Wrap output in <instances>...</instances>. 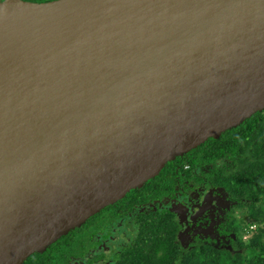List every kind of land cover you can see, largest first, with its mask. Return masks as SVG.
Returning a JSON list of instances; mask_svg holds the SVG:
<instances>
[{"label": "water", "instance_id": "95a60500", "mask_svg": "<svg viewBox=\"0 0 264 264\" xmlns=\"http://www.w3.org/2000/svg\"><path fill=\"white\" fill-rule=\"evenodd\" d=\"M263 109L264 0L0 1V264Z\"/></svg>", "mask_w": 264, "mask_h": 264}, {"label": "trees", "instance_id": "16d2710c", "mask_svg": "<svg viewBox=\"0 0 264 264\" xmlns=\"http://www.w3.org/2000/svg\"><path fill=\"white\" fill-rule=\"evenodd\" d=\"M187 181L218 186L235 201L236 216H230L226 230L211 236L215 243L218 238L226 240L229 247L199 236L184 244L178 237L180 225L173 212L159 204L168 203L165 199L174 196V186H184ZM131 208L139 211L134 220L140 226L113 264H264V109L165 162L141 187L129 189L120 199L96 210L82 225L94 234L102 223L122 217ZM89 219L92 221L86 222ZM251 224L255 225L253 232L244 238ZM72 245L67 236H61L22 264H67Z\"/></svg>", "mask_w": 264, "mask_h": 264}, {"label": "flooded vegetation", "instance_id": "af4514ba", "mask_svg": "<svg viewBox=\"0 0 264 264\" xmlns=\"http://www.w3.org/2000/svg\"><path fill=\"white\" fill-rule=\"evenodd\" d=\"M36 2H40V1H36ZM184 168L187 169L189 167L188 165H186ZM194 172H198V170L195 169ZM174 189H175L174 196L171 197L170 199H165V201L169 200V202L166 204L160 203L159 205L173 212L174 217H175L176 212L182 213L184 211V208L180 207V203L185 202L184 198H187V199L200 198L199 202H196V205L193 208V211H192L193 219L191 223L187 224V226H190L187 230L191 232V235L195 234L194 237L199 236L206 242L213 243L211 235L203 237L196 233L199 231L202 232L201 230H204L209 225V223H211V221L213 220L215 222L213 223V225L215 224L213 226L215 233L221 229H225L224 225H226V222L228 220L230 221V218H231L230 213H233V216L236 215L237 213V210L234 208L235 201L231 199L229 195H227L218 186H204L201 183L196 184V183H191V182L189 183L187 181L186 185L184 186H179V184H176L174 186ZM186 203L188 204V202ZM146 208H148V206H146ZM137 213H139V211L136 210V208H131L122 217L112 220L111 222H108V223L107 222L102 223L99 226L98 230L100 231L101 229H103L104 236L101 234L96 235L98 233L97 229L94 234L89 232V236L87 238L88 245L87 246L85 245V247L81 245L82 248H84L82 251H80L81 249L75 252L71 251L70 257L67 260V264H73V262H77L78 258H80L81 261L83 262V263L78 262V264H89V262L92 264H111L112 262L113 264L114 258L109 257L107 249H105L104 246L100 247V249L97 248V250H99L100 253H97L95 255L93 259L95 261H92V260L89 261V259L86 258L85 254L88 252L90 248H92L93 245H97L98 243L101 244L102 237H106L111 234V231L109 230V227H111V225L115 223L122 224L123 222L121 221L124 218H129V224H130L132 221H134V218H135L134 216ZM178 223L180 225L178 232H181L185 229V227L179 221ZM82 224L80 226H82ZM120 246L122 247L123 243H121ZM72 253H75V254H72Z\"/></svg>", "mask_w": 264, "mask_h": 264}, {"label": "rangeland", "instance_id": "374dc122", "mask_svg": "<svg viewBox=\"0 0 264 264\" xmlns=\"http://www.w3.org/2000/svg\"><path fill=\"white\" fill-rule=\"evenodd\" d=\"M185 202H181L180 203V207L184 208V211L182 213H178L176 212V216L175 218L183 224V226L185 227V229L181 232H178V237L182 240V242L184 244L190 242L192 240V238L194 237V235H191V232H189L187 229L190 227V226H187V224L191 223L192 222V219H193V208L194 206L196 205V202H199L200 198H194V199H187V198H184ZM188 202V204L186 203ZM239 214V213H238ZM230 215L233 217V213H230ZM236 216V215H234ZM238 216V215H237ZM92 219H89V221H86V222H91ZM132 221V220H131ZM121 222H123L122 224L121 223H115L113 225H111V227H109V230L111 231V234L106 236V237H102V243L101 244H97V245H93L92 248H90L88 250V252L85 254L86 258L92 261H95L93 260L95 255L97 253H100L98 249H100V247H105V249H107V252H108V255L110 258H114V261H115V257H117V255L123 251V249L126 247V245L130 244L133 240V237L136 235L137 233V230L140 226L139 222L138 221H132L130 224H129V218H124ZM214 220L211 221V223H209V225L204 229V230H201L202 232H197L196 234H199L200 236H203V237H206L208 235H215V231H214V228L213 225ZM80 228H83L84 232L80 231L79 228H75L73 231L74 233H71L69 230L66 234L62 235L63 236H67V239H69L71 242H73L75 245H72L73 246V252L81 249L80 251H82L84 248H82V246L85 247V245L87 246L88 245V241H87V238L89 236V232H90V228L89 227H86L85 225H82ZM199 229V227H198ZM98 234H101L103 235V229H101L100 231L97 230ZM253 231H250L248 232L247 234L244 235V238H247L249 236H251ZM104 236V235H103ZM97 237V236H95ZM220 242L218 243H215V241H213V243H215L217 246H224V247H229L230 244L228 242H226V240H222V238H219ZM121 243H123V246L121 247ZM82 245V246H81ZM72 254H75V253H72ZM113 261V263H114ZM81 263V259L78 258L77 262H73V264H78ZM83 263V262H82ZM89 264H92L89 262ZM112 264V262H111Z\"/></svg>", "mask_w": 264, "mask_h": 264}, {"label": "built area", "instance_id": "2783aa9c", "mask_svg": "<svg viewBox=\"0 0 264 264\" xmlns=\"http://www.w3.org/2000/svg\"><path fill=\"white\" fill-rule=\"evenodd\" d=\"M254 227H255L254 224L249 225V231L248 232H250Z\"/></svg>", "mask_w": 264, "mask_h": 264}]
</instances>
